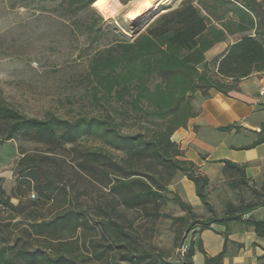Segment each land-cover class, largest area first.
Returning a JSON list of instances; mask_svg holds the SVG:
<instances>
[{"label":"rangeland","instance_id":"374dc122","mask_svg":"<svg viewBox=\"0 0 264 264\" xmlns=\"http://www.w3.org/2000/svg\"><path fill=\"white\" fill-rule=\"evenodd\" d=\"M116 1L123 6L113 0L90 7L87 0H0V107L38 119H107L123 133L157 140L154 122H140L134 114L122 118L115 95L105 94L89 75L91 60L113 42L134 40L163 13L204 0H163L136 21L129 13L137 0ZM256 1L254 21L264 24V0ZM242 2L221 4L225 10ZM251 17L229 12L226 18L249 25ZM9 122L0 116V264H133L125 260L129 251L144 263L180 262L194 247L192 237L201 228L196 222L212 215L181 172L153 159L129 158L95 136L55 143L29 132L9 139ZM199 171L210 179L205 193L216 216L231 207L241 218L226 223L242 221L248 205L264 203V188L246 183L238 169L212 162ZM145 183L162 198L136 197L148 193ZM65 216L70 217L59 224Z\"/></svg>","mask_w":264,"mask_h":264},{"label":"trees","instance_id":"16d2710c","mask_svg":"<svg viewBox=\"0 0 264 264\" xmlns=\"http://www.w3.org/2000/svg\"><path fill=\"white\" fill-rule=\"evenodd\" d=\"M96 1L87 0L86 6L90 7ZM123 1L126 3L131 0ZM113 2L118 7L123 6L119 1ZM221 2L222 0H204L198 6L186 1L178 8L160 15L134 40L113 42L91 60L89 75L105 94L115 95L116 101L121 104L122 118H129L134 114L140 122H154L159 128L157 140L147 141L141 132L123 133L107 119L83 117L69 121L54 116L38 119L1 106L0 116L10 119L9 139L29 132L38 140L45 139L55 143H74L84 136L100 137L107 146L124 151L129 158L141 156L140 160L153 159L158 165L181 172L192 181L197 196L212 213L206 220L196 222L201 225L200 231L210 229L215 223L240 220V216H236V209L231 207L222 218L216 216L205 193L209 177L199 171L200 167L196 163L186 159L185 152L173 141L174 133L187 127L189 121L198 115L194 104L198 96L209 98L213 89L229 96L239 91L242 79L264 71V24L254 21L259 16L255 6H260V3L256 0H243L232 9L224 10ZM229 12L243 15L251 13L255 17H251L247 22L249 25H245L243 19H227ZM99 20L104 22L101 16ZM252 29L256 30L254 34L238 38L224 54L214 59V67H211L207 53L216 44ZM260 128L259 138L245 148L264 142V124ZM233 129H238V126L219 128L223 132ZM219 162L241 171L244 181L248 182L244 166L228 160ZM145 187L148 193L135 196L143 198L154 195L162 198L157 189L146 183ZM175 201L190 211L189 204L178 194H175ZM261 206L263 203L250 204L244 212L241 209V213L248 214ZM69 217H61L56 221L62 225ZM56 221L53 224L58 225ZM247 222L264 238V221L249 219ZM194 254L195 249L192 247L180 262L159 258L144 263L141 257L129 251L125 260L133 264H194ZM222 256L223 254L207 258L206 264H220ZM3 260L4 255H1L0 261Z\"/></svg>","mask_w":264,"mask_h":264},{"label":"crops","instance_id":"0c3cea01","mask_svg":"<svg viewBox=\"0 0 264 264\" xmlns=\"http://www.w3.org/2000/svg\"><path fill=\"white\" fill-rule=\"evenodd\" d=\"M235 41L230 36L216 44L207 53L208 61L224 54ZM261 91H264V71L242 79L239 91L229 96L214 89L209 98L198 96L194 103L198 115L173 135V141L185 152V158L203 170L210 163L223 160L244 166L250 182L259 189L264 188V142L245 148L256 142L264 124V94ZM227 125H236L238 129L229 132L219 130ZM237 136L248 140L237 141ZM188 186L196 192L192 181ZM192 191V204L198 205ZM249 219L264 221V203L246 214L242 221L215 223L210 229L198 230L192 237L194 264H206L207 258L221 254L220 264H264V238L249 225Z\"/></svg>","mask_w":264,"mask_h":264},{"label":"bare ground","instance_id":"6f19581e","mask_svg":"<svg viewBox=\"0 0 264 264\" xmlns=\"http://www.w3.org/2000/svg\"><path fill=\"white\" fill-rule=\"evenodd\" d=\"M163 0H137L134 10L129 13V18L136 21L143 15L150 12V14L157 9Z\"/></svg>","mask_w":264,"mask_h":264},{"label":"built area","instance_id":"2783aa9c","mask_svg":"<svg viewBox=\"0 0 264 264\" xmlns=\"http://www.w3.org/2000/svg\"><path fill=\"white\" fill-rule=\"evenodd\" d=\"M261 94H264V91H261Z\"/></svg>","mask_w":264,"mask_h":264}]
</instances>
